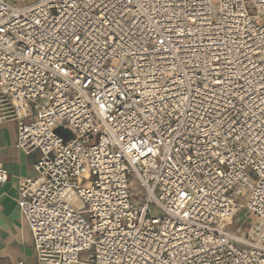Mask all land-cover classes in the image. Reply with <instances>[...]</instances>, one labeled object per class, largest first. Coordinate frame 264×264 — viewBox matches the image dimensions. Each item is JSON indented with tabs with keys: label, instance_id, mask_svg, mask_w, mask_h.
<instances>
[{
	"label": "built area",
	"instance_id": "1",
	"mask_svg": "<svg viewBox=\"0 0 264 264\" xmlns=\"http://www.w3.org/2000/svg\"><path fill=\"white\" fill-rule=\"evenodd\" d=\"M3 122L40 264H264V0H0Z\"/></svg>",
	"mask_w": 264,
	"mask_h": 264
},
{
	"label": "crops",
	"instance_id": "2",
	"mask_svg": "<svg viewBox=\"0 0 264 264\" xmlns=\"http://www.w3.org/2000/svg\"><path fill=\"white\" fill-rule=\"evenodd\" d=\"M35 0H15L19 5ZM0 123L1 161L10 180L0 185V264H40L32 231L18 205V179L35 176L30 157L17 147V132L8 134Z\"/></svg>",
	"mask_w": 264,
	"mask_h": 264
},
{
	"label": "rangeland",
	"instance_id": "3",
	"mask_svg": "<svg viewBox=\"0 0 264 264\" xmlns=\"http://www.w3.org/2000/svg\"><path fill=\"white\" fill-rule=\"evenodd\" d=\"M4 129L10 135L15 134L17 132V124H16V122H6V124L4 125ZM36 173H37V171L35 170V172H33V174L36 175ZM245 218H246L245 214H241L240 216H238V218L236 220L237 225L244 224L245 227H249L250 222H248V219L246 220ZM252 220H254V218H252Z\"/></svg>",
	"mask_w": 264,
	"mask_h": 264
}]
</instances>
